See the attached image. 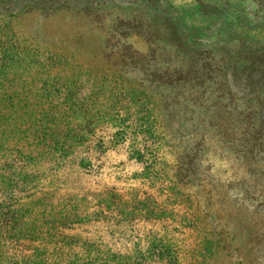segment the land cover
Here are the masks:
<instances>
[{
	"label": "rangeland",
	"instance_id": "374dc122",
	"mask_svg": "<svg viewBox=\"0 0 264 264\" xmlns=\"http://www.w3.org/2000/svg\"><path fill=\"white\" fill-rule=\"evenodd\" d=\"M11 3L19 29L101 56L89 81L47 67L63 90L82 81L74 112L55 113L82 143L40 165L34 189L68 257L264 264V0ZM125 63L130 81L102 79ZM247 84L257 96L237 97Z\"/></svg>",
	"mask_w": 264,
	"mask_h": 264
},
{
	"label": "trees",
	"instance_id": "16d2710c",
	"mask_svg": "<svg viewBox=\"0 0 264 264\" xmlns=\"http://www.w3.org/2000/svg\"><path fill=\"white\" fill-rule=\"evenodd\" d=\"M11 2L0 0V264H108L97 259L68 257L75 245L61 244L58 237L62 233L55 230L58 227L53 228L46 215L45 197L34 191L39 185L36 182L39 166L51 156L55 161L64 160L70 148L78 146L84 138L78 133L61 131L63 119L55 117V113L61 112L59 108L62 112H74L78 86L82 83L76 78L81 74L73 72L70 85L74 87L71 89L66 82L63 90L64 77L47 75V67L70 64L87 72L89 81L99 77L94 71L101 56L93 53V49L86 52L76 48L83 41H68L60 32L44 31L43 43L31 33V25L19 29L17 19L26 12H16ZM102 60L109 62L110 56ZM128 65L125 63L102 79L130 81L126 76ZM166 77L167 85H177L173 73H166ZM242 90L245 94L239 93L237 97L257 96L248 84ZM159 97L166 104V97ZM175 259L174 253L169 259L171 264H176Z\"/></svg>",
	"mask_w": 264,
	"mask_h": 264
}]
</instances>
